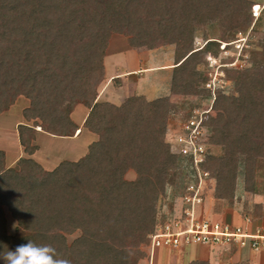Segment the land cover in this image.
<instances>
[{
	"label": "trees",
	"instance_id": "trees-1",
	"mask_svg": "<svg viewBox=\"0 0 264 264\" xmlns=\"http://www.w3.org/2000/svg\"><path fill=\"white\" fill-rule=\"evenodd\" d=\"M254 4L0 0V115L24 96L30 102L24 118L34 122L18 125L20 144L29 156L16 167H6V153L0 150V243L5 251L31 240L51 245L70 264L149 259L145 247L157 224L159 203L182 163L165 141L169 115L178 107L171 96L149 101L134 93L120 105L100 102L109 41L120 34L133 49L174 45L175 69L190 67L205 54V48L193 49L199 27L220 22L233 32L251 23ZM234 80L237 95L219 97L209 117L210 142L224 147L223 155L209 156L205 167L213 173L218 199L232 194L240 168L246 191L254 192L264 151V65ZM79 104L89 109L83 128L97 140L78 161L45 169L31 157L39 150L33 143L36 127L53 136L75 137L81 128L71 114ZM131 171L135 178L128 180ZM7 212L16 222L14 233L7 227Z\"/></svg>",
	"mask_w": 264,
	"mask_h": 264
},
{
	"label": "rangeland",
	"instance_id": "rangeland-1",
	"mask_svg": "<svg viewBox=\"0 0 264 264\" xmlns=\"http://www.w3.org/2000/svg\"><path fill=\"white\" fill-rule=\"evenodd\" d=\"M250 1H254L255 4H263V7L257 16H254L252 11L254 19H252L249 25L239 27L237 30L231 32L227 31L224 28V25L220 22H213L199 27L196 31L193 49L194 51H199L201 48H205V54L201 55L202 58L197 59L190 67L173 69L175 74L173 76L171 88H175L180 91L182 90L184 92H171L170 99L178 108L176 111H172L169 115L167 124L168 130L174 131L176 126L186 121V115L190 112L192 113L193 110L207 108L210 106V94L204 89V83L210 78V74L218 71L220 74L219 76H223L221 77L223 79V83H220L223 88L218 93L219 96H217V100H219V97L221 96L237 95L234 77L264 65V0ZM128 48L132 47L129 44V38L127 36L120 34L112 35L107 48V55H109V57L106 59L107 73H105V81L111 78L115 72L120 71L119 69H123V66L125 67L129 55L125 54L123 51ZM175 49L174 45H165L157 49L141 47L135 50H139L142 53L151 51V53L148 52V54H150L149 62L152 65H169L172 64L173 59L175 62ZM210 57L216 59L218 67H216V65L214 67L212 65L210 66ZM175 66H177L176 62ZM165 73L168 75L172 74L169 70L165 71ZM120 83L121 81L119 79H112L108 84V89L105 96L102 98V101H111L116 105H120L127 95L136 93L132 83H130L131 90L127 91L123 87L120 88V90L117 89L120 87ZM103 84L100 86L99 93ZM147 88L148 87L145 86V90H147ZM186 89H194L199 93H187ZM141 91L142 89L139 92L141 93ZM163 93L164 92L162 91L161 95H164ZM151 95L154 94H150L148 96L149 99H152L150 97H155ZM29 104V100L24 96H21L16 100L14 105H12L11 108L5 112V114L3 113L0 116V150L6 151L8 154V159L6 161V165L8 166L11 165L12 162L17 161L18 157L21 155H24V157L29 156L25 152H22L23 147H21V151L18 150V146L20 148L21 144L17 130L19 124L34 125L33 121L28 122L23 115L24 109H26ZM75 109L73 118L80 127L83 115L88 108L79 104L75 107ZM209 121L210 118H208V128L211 139L213 135V128ZM36 130L35 140L33 143L38 146L40 151L38 150L39 152H36L32 157L47 170L53 169L64 160L78 161L82 156H84V154H86L88 150L87 145L97 140V135L84 128H81L82 133H80L79 136H76L74 140L50 135L42 131L41 127H36ZM39 133L41 134L39 135ZM209 143L212 145V156L220 157L223 155V145L214 144L210 141ZM16 163L14 165L12 164V167H16ZM180 177L179 173L178 178L168 185L167 194L159 203L158 213L160 215L166 213L168 214L174 210L175 212L180 210V195H182V189L180 188L182 185V179ZM134 178L135 173L133 171L127 174L128 180H133ZM215 186L216 181L214 180V182L204 192V203L201 206L202 211H200L203 213L204 218L209 220H219V217L231 218L232 216L233 220L230 223L237 225L243 224V220H238L239 216L250 217L253 221L257 222H264V151L263 157L257 162L254 192L246 191L245 172L243 168L239 169L236 186L234 187L232 194L230 193L225 199H218L216 197ZM6 216L9 232L14 233L16 227L13 228V225H16V222L10 213L7 212ZM77 236V234L70 236L69 240L72 241ZM195 247L196 246H192L191 250H194ZM184 249L185 248H182L181 251ZM145 251H149L147 246L145 247ZM208 251H210L211 254L220 251L222 256H225L224 252L226 251V247H215ZM259 254L261 256L264 255V253ZM170 255V258H172L173 254ZM162 256V254L159 255L157 264H161V260L163 258ZM260 264H264V257L262 258Z\"/></svg>",
	"mask_w": 264,
	"mask_h": 264
},
{
	"label": "built area",
	"instance_id": "built-area-1",
	"mask_svg": "<svg viewBox=\"0 0 264 264\" xmlns=\"http://www.w3.org/2000/svg\"><path fill=\"white\" fill-rule=\"evenodd\" d=\"M262 7L263 4L253 5L254 16L259 15ZM209 61L210 66L218 67L215 58L210 57ZM219 75L218 71L210 74L204 83V89L210 94V106L193 110L188 120L167 132L165 141L171 152L182 159L177 167L182 179L181 208L179 213L174 210L158 214L155 230L148 237L147 247L151 254L158 249L175 252L191 246L248 247L255 253H264V224H255L250 217H245L242 225L209 220L200 212L204 192L215 180L213 173L205 167L212 155L208 118L223 88L220 84L223 76Z\"/></svg>",
	"mask_w": 264,
	"mask_h": 264
},
{
	"label": "crops",
	"instance_id": "crops-1",
	"mask_svg": "<svg viewBox=\"0 0 264 264\" xmlns=\"http://www.w3.org/2000/svg\"><path fill=\"white\" fill-rule=\"evenodd\" d=\"M123 52L125 54L129 55V57L131 59L128 57L125 67L123 66V69H119L120 71L115 72V74L111 78H109L105 81V83L103 84V87L99 93V97H98L99 101H102V98L105 96L106 91L108 89L107 88L108 84H109V82H111L112 79H114V80L119 79L121 81V83L119 85L120 87L117 88L119 90L122 87L127 91L131 90L130 89V83H132L133 88L136 91V93H134V94L144 96L149 101L159 99V98H163V97H169L171 95V87H172L171 84L173 82V76L175 74L173 69H175L177 67V66H175L174 59L172 60L173 61L172 64H169V65H164V64L152 65L149 62V60H150L149 55L150 54H148V52L151 53V51H146V52L142 53L139 50L128 48V49L124 50ZM107 57H109V55H106V58H105V62H104L105 69H106ZM168 70L171 71L172 74H170V75L166 74L165 71H168ZM145 86L148 87L147 90H145ZM141 89H142V91L140 93L139 91ZM162 91L164 92L163 93L164 95H161ZM150 94H154L151 96H155V97H150L152 99H149L148 96ZM158 94H160V95H158ZM129 96L130 95H127L125 97V99ZM102 102H105V101H102ZM107 102L115 104L114 102H111V101H107ZM75 110L71 114L72 118L74 116ZM88 112H89V109H86V111L83 115L82 123L80 124V128H83V123H84V121L88 115ZM73 120H74V118H73ZM79 132L80 131H78V133ZM78 133L76 136L80 135ZM81 133H82V130H81ZM40 134L41 133H39V135ZM76 136L73 138H69V139L74 140L76 138ZM90 144H88L87 146H89ZM21 147L22 146H20V148H19V146H18V150L21 151ZM39 151H40V149H39ZM39 151H37V152H39ZM4 152L6 153V151H4ZM22 152L24 153L23 148H22ZM18 156H19V154H18ZM22 157H24V155L19 156L17 161H19V159ZM7 159H8V154L6 153V161H7ZM17 161L12 162V164L14 165ZM12 164L9 166L6 165V167L7 168L12 167L13 166ZM53 169H51V170H53ZM161 215H164V214H161ZM218 219L219 220H217V219H214V220L222 221V222H229V223L232 222V220H233L232 216H231V218L219 217ZM244 219H245V217H240V216L238 217V220H243V222H244ZM254 223L259 224V225L264 224V222H259V221L258 222L254 221ZM191 247H186L183 251L179 250V251H175V252L165 250V249H158V250H155L152 254H151V252H149L150 251L149 250L148 251L149 259H147L148 261L143 260L140 263L157 264L158 257L161 254L163 255L162 256L163 258L161 260V264H170V263H173V264H190L192 261H195V260H206L212 264H235V263L236 264H260L262 258L264 257V255L261 256L259 253L253 252L248 247L237 248V247L233 246V247H231V249L226 248V251L224 252L225 256H222L220 251H217L216 253L214 252L213 254H211V252L208 251V250H211L212 248H215V247L196 246L194 248V250H191ZM170 254H173L172 258H170L171 257Z\"/></svg>",
	"mask_w": 264,
	"mask_h": 264
},
{
	"label": "clouds",
	"instance_id": "clouds-1",
	"mask_svg": "<svg viewBox=\"0 0 264 264\" xmlns=\"http://www.w3.org/2000/svg\"><path fill=\"white\" fill-rule=\"evenodd\" d=\"M16 225H13L15 228ZM0 261L3 264H70L59 256L56 249L49 244H37L29 240L18 245L14 250L0 243Z\"/></svg>",
	"mask_w": 264,
	"mask_h": 264
},
{
	"label": "bare ground",
	"instance_id": "bare-ground-1",
	"mask_svg": "<svg viewBox=\"0 0 264 264\" xmlns=\"http://www.w3.org/2000/svg\"><path fill=\"white\" fill-rule=\"evenodd\" d=\"M39 130H40V129H39ZM78 134H80V132H79Z\"/></svg>",
	"mask_w": 264,
	"mask_h": 264
}]
</instances>
